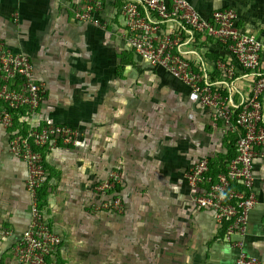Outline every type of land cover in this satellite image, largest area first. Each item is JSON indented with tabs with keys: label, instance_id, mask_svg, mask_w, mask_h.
Listing matches in <instances>:
<instances>
[{
	"label": "crops",
	"instance_id": "crops-1",
	"mask_svg": "<svg viewBox=\"0 0 264 264\" xmlns=\"http://www.w3.org/2000/svg\"><path fill=\"white\" fill-rule=\"evenodd\" d=\"M187 1L204 16L234 9L238 28L263 42L264 69V0ZM120 3L106 0V26L98 28L74 19L69 8L79 0H0V39L30 59L44 85L39 107L17 113L19 121L26 129L65 124L80 135L77 145L40 150L48 190L40 211L62 237L54 258L72 264L81 237H92L99 248L107 240L108 264H236L237 250L219 236L214 212L195 204L184 174L199 159L224 154L237 131L213 120L166 69L131 51ZM198 54L211 64L224 56L208 41ZM246 89L235 82L226 96L236 105ZM10 131L0 126V264H20L13 248L31 219L26 167L8 149ZM112 170L121 176L119 214L94 210L93 187ZM252 172L256 203L243 243L264 264V155Z\"/></svg>",
	"mask_w": 264,
	"mask_h": 264
},
{
	"label": "built area",
	"instance_id": "built-area-1",
	"mask_svg": "<svg viewBox=\"0 0 264 264\" xmlns=\"http://www.w3.org/2000/svg\"><path fill=\"white\" fill-rule=\"evenodd\" d=\"M105 2L79 0L69 9L76 21L104 28ZM118 12L127 45L136 55L152 66L166 69L187 86L200 105L211 112L213 120L230 126L233 123L237 154L226 173L213 180L207 176L208 158H201L186 169L184 178L195 191V204L212 210L220 228L226 223L223 238L237 250L236 264H261L245 251L243 235L256 203L253 161L264 155V69L260 65L263 42L238 28L232 8L217 9L204 16L187 0H121ZM205 41L215 44L224 56L215 58L212 64L202 61L198 50L204 48ZM235 82L247 88L236 105L226 96ZM43 96L44 85L35 80L30 59L9 50L0 39V126L13 129L8 149L26 167L30 196L31 219L13 248L20 264H57L54 256L62 237L37 207L36 194L46 180L40 150L58 143L77 145L80 139L79 132L65 124L40 128L31 125L26 133L14 129L11 111L25 109L33 113ZM120 178V173L112 170L94 185L98 197L95 211H123ZM231 182L241 189L232 188Z\"/></svg>",
	"mask_w": 264,
	"mask_h": 264
},
{
	"label": "trees",
	"instance_id": "trees-1",
	"mask_svg": "<svg viewBox=\"0 0 264 264\" xmlns=\"http://www.w3.org/2000/svg\"><path fill=\"white\" fill-rule=\"evenodd\" d=\"M132 51V50H131ZM15 83L18 84V78L15 79ZM13 116V127L14 129H18L21 133H26L29 128L26 129L25 123L23 121H19V115L17 113L21 112L22 116L25 114V109H20L18 111H11ZM13 130V129H11ZM236 147H235V139L230 141L226 145V152L224 154L217 153L214 157L208 158V172L207 176L211 177L213 180L220 173H226L227 166L231 160L236 157ZM231 187L237 190H240L241 187L239 184L235 182H231ZM47 187L46 183L42 185L37 191V207L39 210H42L45 204L47 203ZM226 228V223L222 225L220 228L219 236H224Z\"/></svg>",
	"mask_w": 264,
	"mask_h": 264
},
{
	"label": "rangeland",
	"instance_id": "rangeland-1",
	"mask_svg": "<svg viewBox=\"0 0 264 264\" xmlns=\"http://www.w3.org/2000/svg\"><path fill=\"white\" fill-rule=\"evenodd\" d=\"M81 238V241L87 240L82 244V249L79 250V260L73 258L72 264H108L107 240L102 242L104 248H99L98 245H96V243L93 241L92 237Z\"/></svg>",
	"mask_w": 264,
	"mask_h": 264
}]
</instances>
